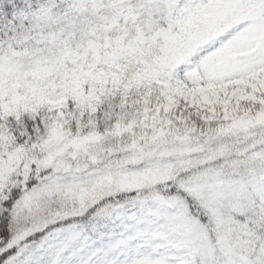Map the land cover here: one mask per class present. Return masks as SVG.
I'll return each mask as SVG.
<instances>
[{
    "label": "snow or ice",
    "instance_id": "1",
    "mask_svg": "<svg viewBox=\"0 0 264 264\" xmlns=\"http://www.w3.org/2000/svg\"><path fill=\"white\" fill-rule=\"evenodd\" d=\"M0 264H264V0H0Z\"/></svg>",
    "mask_w": 264,
    "mask_h": 264
}]
</instances>
